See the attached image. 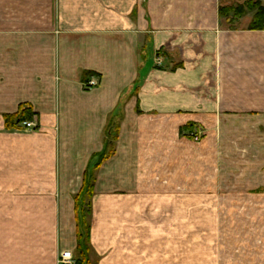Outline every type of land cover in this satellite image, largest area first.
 <instances>
[{
  "label": "crops",
  "instance_id": "obj_1",
  "mask_svg": "<svg viewBox=\"0 0 264 264\" xmlns=\"http://www.w3.org/2000/svg\"><path fill=\"white\" fill-rule=\"evenodd\" d=\"M223 1L0 0V264L75 257V197L95 155L109 151L91 170L89 264H176L171 249L142 246L143 207L175 203V129L216 115L207 93L224 90ZM248 33L262 38L246 40L257 48L248 55L257 80L264 31ZM90 78L97 85L86 88ZM22 103L33 130L6 126L3 115ZM243 122L232 125L235 139ZM239 170L247 177L253 166ZM243 176L237 192L264 194V173L255 188ZM118 238L124 245L108 246Z\"/></svg>",
  "mask_w": 264,
  "mask_h": 264
},
{
  "label": "rangeland",
  "instance_id": "obj_2",
  "mask_svg": "<svg viewBox=\"0 0 264 264\" xmlns=\"http://www.w3.org/2000/svg\"><path fill=\"white\" fill-rule=\"evenodd\" d=\"M246 1L222 2L232 8L243 6L244 10L242 14L230 11L220 18L221 27L226 31H222L223 45L216 63L224 90L207 93L216 115L213 118L208 115L211 119L206 123L193 122L190 129L185 128L187 124L181 130L175 129L174 175L168 177L174 181L175 203L153 209L143 207L142 246L171 249L176 264H264V194L257 196L263 193L259 184L264 173V142L257 143L254 139L264 136V125H257L264 124V120L260 116L249 117L251 121L244 115L264 112V90H259L264 89V72L259 73L260 78L256 80L258 76L253 67H249L248 55L257 48L246 42L262 38L253 35L250 39L248 27L257 10H249ZM257 1L264 6V0ZM236 37L238 46L232 49L230 44L232 40L234 44ZM242 121L249 127L235 139L238 131L232 132L237 129L232 125L242 124ZM247 138L254 139L255 146ZM250 166L253 171L247 177L238 174L241 167ZM162 174L164 178L168 176L165 172ZM241 176L244 181L252 182L251 187L259 188L241 195L236 190ZM155 185H158L155 181L145 178L143 187L151 189L156 188ZM149 192L154 191L144 190V197ZM87 202L90 203V199L85 194L83 210L88 209ZM85 219L91 229V207ZM83 227L85 235L86 226ZM90 229L89 262L90 257H95L90 250ZM109 244L111 247L124 245V240L118 238ZM77 257L76 253L75 261Z\"/></svg>",
  "mask_w": 264,
  "mask_h": 264
},
{
  "label": "trees",
  "instance_id": "obj_3",
  "mask_svg": "<svg viewBox=\"0 0 264 264\" xmlns=\"http://www.w3.org/2000/svg\"><path fill=\"white\" fill-rule=\"evenodd\" d=\"M245 6L249 10L256 9V13L249 23L250 30H264V6L257 0H248L245 2ZM243 6H237L232 8V6L221 5L219 7V17L223 18L228 15V12L235 11L236 13H243ZM33 111L30 104L22 103L19 105L18 110L14 114H5L3 115L6 126L14 127L20 124L23 121L30 120L33 118ZM192 127V123H188L185 128L190 129ZM112 151L102 152L95 155V159L92 162V167H90L83 176V185L80 190V193L75 197V212H76V227H77V236H78V244H77V259L75 264H89L87 259V253L89 250V229L90 227L85 222V216L90 213V203L87 202V210L82 209L83 197L86 194L90 199L93 193V183H92V174L91 170H95L99 167V165L105 160ZM86 224V225H85ZM83 226H86L85 235L82 233Z\"/></svg>",
  "mask_w": 264,
  "mask_h": 264
},
{
  "label": "built area",
  "instance_id": "obj_4",
  "mask_svg": "<svg viewBox=\"0 0 264 264\" xmlns=\"http://www.w3.org/2000/svg\"><path fill=\"white\" fill-rule=\"evenodd\" d=\"M97 85V81L94 78H90L88 81L84 82V86L86 88H92L95 87ZM20 129H25V130H33L36 127V122L34 117L30 120H26L21 122L19 125ZM190 135H194V131L190 134ZM75 258L74 255L71 253V251L66 250L61 252L58 255V264H75Z\"/></svg>",
  "mask_w": 264,
  "mask_h": 264
}]
</instances>
